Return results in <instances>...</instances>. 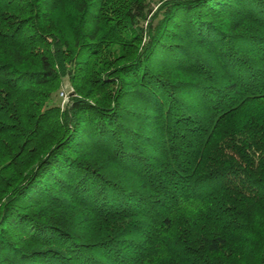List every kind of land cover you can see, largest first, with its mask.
<instances>
[{
  "label": "trees",
  "instance_id": "trees-1",
  "mask_svg": "<svg viewBox=\"0 0 264 264\" xmlns=\"http://www.w3.org/2000/svg\"><path fill=\"white\" fill-rule=\"evenodd\" d=\"M0 264H264V0H0Z\"/></svg>",
  "mask_w": 264,
  "mask_h": 264
},
{
  "label": "rangeland",
  "instance_id": "rangeland-1",
  "mask_svg": "<svg viewBox=\"0 0 264 264\" xmlns=\"http://www.w3.org/2000/svg\"><path fill=\"white\" fill-rule=\"evenodd\" d=\"M63 89L64 90H62V93L65 92V94L67 95V92L70 90V86L66 85ZM58 100H60V102H61V104L63 106L66 103V101H67V97H63L62 95H60ZM55 104L57 105V102Z\"/></svg>",
  "mask_w": 264,
  "mask_h": 264
},
{
  "label": "built area",
  "instance_id": "built-area-1",
  "mask_svg": "<svg viewBox=\"0 0 264 264\" xmlns=\"http://www.w3.org/2000/svg\"><path fill=\"white\" fill-rule=\"evenodd\" d=\"M61 95H62L63 97H66V96H65L66 94H64V93H62Z\"/></svg>",
  "mask_w": 264,
  "mask_h": 264
}]
</instances>
